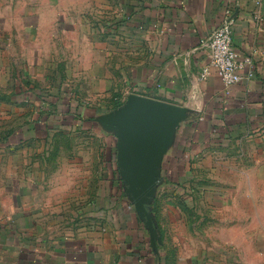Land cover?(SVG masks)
Instances as JSON below:
<instances>
[{
	"label": "crops",
	"instance_id": "obj_1",
	"mask_svg": "<svg viewBox=\"0 0 264 264\" xmlns=\"http://www.w3.org/2000/svg\"><path fill=\"white\" fill-rule=\"evenodd\" d=\"M228 9L233 49L245 62L231 88L212 69L201 78L207 41ZM30 10L18 26L34 42L27 58L41 67L22 73L18 101L33 104L44 125L38 132L28 121L23 131L41 143L44 178L20 181L29 194L13 198L0 226V264H230L226 253L245 246V207L260 204L264 187V0H38ZM130 95L188 110L148 208L155 247L126 193L118 138L99 121ZM192 186L201 236L193 248L171 245L159 222L162 195L173 189L184 220ZM253 216L264 235V213Z\"/></svg>",
	"mask_w": 264,
	"mask_h": 264
},
{
	"label": "rangeland",
	"instance_id": "obj_2",
	"mask_svg": "<svg viewBox=\"0 0 264 264\" xmlns=\"http://www.w3.org/2000/svg\"><path fill=\"white\" fill-rule=\"evenodd\" d=\"M37 1L0 0V96L13 94L14 101L18 103L9 105L0 102V226L3 221H6L5 219L9 216V213L14 211L13 198L18 195L25 196L29 194L25 192L27 189L21 188L20 181L30 179L37 182L39 178H44V175L41 174V143L23 133L28 121L32 124L38 122L36 125L38 132L42 131L44 125L39 123V114L32 112V110H35L33 104L28 103L27 106H21L18 101L21 81H23L22 73L31 71L35 66L36 68L41 67L40 64L38 66L33 64L32 54L30 58H27L29 55L27 54L28 47H32L34 42L26 39L25 29L18 26V20L30 15L33 11L30 8ZM32 50L33 47L30 52ZM28 107L31 109L29 113L26 110ZM11 133L13 136L5 143L6 137ZM70 169L75 168L71 167ZM73 171H77V168L70 172ZM171 178L173 181H178L179 174L171 173ZM30 184L28 191L35 194L38 186ZM197 189V187L192 186L184 192V195H187L186 198L190 207V215L184 220H182L179 210L183 205L173 189L169 188L162 195L164 199H162L158 208L159 222L165 228L168 242L171 245L190 241L189 246L193 248L191 243L195 236H201L199 231L201 224H199L200 221L197 218L200 205L195 204V198L200 192ZM258 200L260 204L250 203L249 207H245L251 213L250 219L243 221V231L247 235V237H243L245 246L243 251L234 246L230 252L226 253L230 256V264H264V235L261 234L263 231L258 228L261 226L262 221L253 216L257 208L264 213V187L258 188ZM196 207H198V210ZM204 211L206 214L205 226H208L211 210L204 208Z\"/></svg>",
	"mask_w": 264,
	"mask_h": 264
},
{
	"label": "water",
	"instance_id": "obj_3",
	"mask_svg": "<svg viewBox=\"0 0 264 264\" xmlns=\"http://www.w3.org/2000/svg\"><path fill=\"white\" fill-rule=\"evenodd\" d=\"M187 113L184 107L130 95L121 107L99 120L118 138L117 160L126 193L145 221L154 247L161 239L148 208L156 197L163 158Z\"/></svg>",
	"mask_w": 264,
	"mask_h": 264
},
{
	"label": "built area",
	"instance_id": "obj_4",
	"mask_svg": "<svg viewBox=\"0 0 264 264\" xmlns=\"http://www.w3.org/2000/svg\"><path fill=\"white\" fill-rule=\"evenodd\" d=\"M231 10L226 11L225 22L218 27L207 41L210 51V65L205 68L201 78L206 79L210 74V69L222 80L226 88L239 84L244 77L240 71L244 68L245 62L238 60L233 49L232 19ZM252 77V74H249Z\"/></svg>",
	"mask_w": 264,
	"mask_h": 264
},
{
	"label": "trees",
	"instance_id": "obj_5",
	"mask_svg": "<svg viewBox=\"0 0 264 264\" xmlns=\"http://www.w3.org/2000/svg\"><path fill=\"white\" fill-rule=\"evenodd\" d=\"M5 98H6L5 96L0 97L1 100H5ZM6 99H7V98H6ZM122 105H123V102H121V101H116V104H115V106H114V109H116V108H118V107H121ZM11 136H12V133L9 134V135L6 137L5 142H7L8 139H9Z\"/></svg>",
	"mask_w": 264,
	"mask_h": 264
}]
</instances>
